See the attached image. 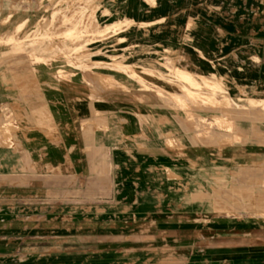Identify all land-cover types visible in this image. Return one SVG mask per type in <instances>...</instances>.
Instances as JSON below:
<instances>
[{"label":"crops","instance_id":"crops-1","mask_svg":"<svg viewBox=\"0 0 264 264\" xmlns=\"http://www.w3.org/2000/svg\"><path fill=\"white\" fill-rule=\"evenodd\" d=\"M6 1L0 264H264V190L241 205L227 191L264 180L248 172L264 162V0H92L110 27L87 48L95 68L57 39L36 61L24 38L43 23L18 29ZM183 74L257 107L201 104ZM224 113L234 126L201 125Z\"/></svg>","mask_w":264,"mask_h":264},{"label":"rangeland","instance_id":"rangeland-1","mask_svg":"<svg viewBox=\"0 0 264 264\" xmlns=\"http://www.w3.org/2000/svg\"><path fill=\"white\" fill-rule=\"evenodd\" d=\"M51 1V2H50ZM47 2L46 0H7L3 4L2 17L5 21H11L16 15H22L19 21L18 29L30 28V22L24 21L26 15L29 13H36L40 17V22L43 23V31L35 28V32L30 35H25L26 44L31 46H37L41 48L40 57L35 58L36 61H47L51 57L53 50L49 49L50 43L57 39L64 48L69 51L72 61H77L79 67L95 68L101 65L97 59L91 60L89 66L84 65L90 56H94L95 53L88 54L87 48L97 43L110 29V27L100 28L95 23L96 7L93 5L92 0H60L58 3H54L53 0ZM65 1V2H64ZM59 22V26L62 28V33L56 32L55 25ZM31 29V28H30ZM29 29V30H30ZM39 33V34H38ZM73 64V63H72ZM151 75H155L153 72H149ZM170 75L179 77L177 74L169 72ZM183 78L189 83L190 86L199 88L200 95H196L197 99H200L201 104L214 105V107L223 110H254L257 107V103L254 101H233L225 93L224 88L215 83L212 79L210 81L202 79V85L199 87L197 84H193L187 74H183ZM159 77V74H156ZM132 77L138 79L143 87H146L142 80L136 75L132 74ZM180 78V77H179ZM185 90V89H184ZM189 95L191 92L186 91ZM218 96L219 99H218ZM264 109V104L260 102L258 105ZM227 115V113H224ZM237 118L232 114L230 116H224L222 118H214L209 121L207 118H201V125L216 126V127H231L236 123ZM264 175V162L260 165L259 169L254 166L248 171L249 173H256ZM220 190H223L225 185L229 183L220 182L217 183ZM217 189V190H218ZM232 204H252L254 200L257 202L256 195L259 191L264 190V180L251 183H231ZM242 195V196H241ZM245 195V196H244ZM264 204V199H262Z\"/></svg>","mask_w":264,"mask_h":264},{"label":"built area","instance_id":"built-area-1","mask_svg":"<svg viewBox=\"0 0 264 264\" xmlns=\"http://www.w3.org/2000/svg\"><path fill=\"white\" fill-rule=\"evenodd\" d=\"M40 2H41V0H39ZM47 2H49L50 0H46ZM54 1V3H58V2H60V0H53ZM51 2V1H50ZM65 2V1H64Z\"/></svg>","mask_w":264,"mask_h":264}]
</instances>
